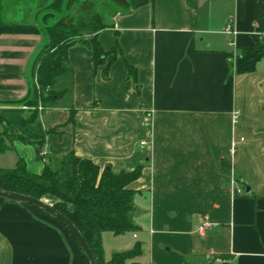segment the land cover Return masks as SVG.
Segmentation results:
<instances>
[{
	"label": "crops",
	"instance_id": "crops-1",
	"mask_svg": "<svg viewBox=\"0 0 264 264\" xmlns=\"http://www.w3.org/2000/svg\"><path fill=\"white\" fill-rule=\"evenodd\" d=\"M227 21L238 32L232 37L223 33ZM257 32L264 34V0H128L97 34L104 51L117 46L118 53L94 66L77 38L67 50L70 88L45 108L14 103L37 86L43 36L0 33V131L43 135L40 152L19 141L0 152V167L21 157L38 173L43 155L71 150L114 173L141 166L128 186L138 230L103 232L105 260L139 243L140 255L127 264H264V38ZM203 221L209 227L201 233ZM0 264L85 260L58 220L0 198Z\"/></svg>",
	"mask_w": 264,
	"mask_h": 264
},
{
	"label": "trees",
	"instance_id": "trees-1",
	"mask_svg": "<svg viewBox=\"0 0 264 264\" xmlns=\"http://www.w3.org/2000/svg\"><path fill=\"white\" fill-rule=\"evenodd\" d=\"M102 4L106 7L104 3ZM48 9L49 12L41 15L39 23L45 24V28L53 35H58L57 33L64 28L74 33L75 30L85 26L90 27L95 20L91 16L84 22L67 23V25L46 24L55 17L72 18L71 14H64L63 0H53ZM127 9L128 2L124 11ZM81 13L83 12L80 11L77 15L80 17ZM107 26L109 25L104 24L99 27L89 39L77 37L92 51L94 66L103 63L104 56L109 51H104L97 40L99 30ZM8 32L37 33L35 26L15 27L0 22V33ZM77 38L61 43L38 62L35 78L37 88L42 93L39 95L42 108L51 107L58 101L59 94L53 93V89L57 88L58 92L62 93L69 90L71 67L67 50ZM116 48L117 46L113 49ZM125 65L128 75L133 76L134 68L127 62ZM44 92L46 95L43 94ZM25 101L23 99L14 103L19 104ZM5 121L0 111V125ZM13 137L14 135L9 134L6 129L0 131V152L12 149L8 143ZM36 149L40 152L38 147ZM42 160L43 166L38 173L30 171L21 157L16 159L12 167H0V189L36 199L52 197L54 199L52 206L80 232L94 256L95 264H127L128 261L140 255L141 246L137 243L130 250L113 252L111 257L105 260L101 235L103 232L122 234L138 230L133 221L132 201L135 191L128 186L140 177L141 166H136L131 171L114 173L109 168L101 169L90 158L78 156L74 150L62 156L43 155ZM83 256L85 264H89L84 253ZM130 264L139 263L132 261Z\"/></svg>",
	"mask_w": 264,
	"mask_h": 264
},
{
	"label": "rangeland",
	"instance_id": "rangeland-1",
	"mask_svg": "<svg viewBox=\"0 0 264 264\" xmlns=\"http://www.w3.org/2000/svg\"><path fill=\"white\" fill-rule=\"evenodd\" d=\"M95 2L94 4L92 3ZM84 3L83 5L79 6V12L81 13V16L79 17L75 13L71 14L73 20H70L69 18H59L55 17L52 20H50L46 24H57V25H67V23H73V22H84L85 20H88L91 16L94 17V22H92V25L90 27H84L80 28L78 30H75L74 33L73 31H69L68 28L62 29L58 35H53V33H50L49 30L45 28V24L43 25L42 23H38L35 26L36 27V32L41 34L43 36L42 44L40 45V48L38 49V55H37V62L36 64L40 61L41 58L44 56L50 54L57 46H59L63 42H69L71 40H74L77 37L80 38H91L97 29L101 27L104 24L110 25L111 24V19L113 15L120 11L123 12L127 8V4H121L120 0H110V4L107 3L105 4L106 7L103 6V2H97L96 0H92ZM104 1V0H103ZM85 9V10H84ZM84 10V11H83ZM5 11V10H4ZM78 11V10H77ZM111 53L117 54L116 49H111L108 51V53L105 54L104 59L110 55ZM53 93L59 94L58 96H61L62 92H58V89L55 88L52 90ZM36 94V95H35ZM42 93L40 90L37 88V86H34L32 90H30V93L26 96L25 100L30 102L33 106H38L40 105V97ZM44 95L45 92L43 93ZM15 141L19 142H24V143H31L34 145L36 148L38 147L40 149V145L42 143V136L41 135H32L28 134L25 131H22V134H14L13 139L10 141L9 146H12ZM10 155L8 153H5L4 155H1V158H8ZM1 165V164H0ZM3 165H8V164H3ZM2 167H12L11 166H2ZM43 201L45 198H43ZM110 234V233H108ZM111 236V235H108ZM105 240V239H104ZM103 250L109 251L110 245L109 242L104 241ZM109 255V254H108Z\"/></svg>",
	"mask_w": 264,
	"mask_h": 264
},
{
	"label": "flooded vegetation",
	"instance_id": "flooded-vegetation-1",
	"mask_svg": "<svg viewBox=\"0 0 264 264\" xmlns=\"http://www.w3.org/2000/svg\"><path fill=\"white\" fill-rule=\"evenodd\" d=\"M47 0H0V22L13 26H36L37 22L41 21V15L49 12L48 6L53 0L47 4ZM92 0H63L64 14L69 15L79 13V6ZM102 1L105 4L110 0H96ZM121 4H127L128 0H120ZM94 4L95 2L92 1ZM5 10V11H4ZM78 10V11H77ZM76 14V15H77ZM61 18V17H60ZM64 18V17H62Z\"/></svg>",
	"mask_w": 264,
	"mask_h": 264
},
{
	"label": "water",
	"instance_id": "water-1",
	"mask_svg": "<svg viewBox=\"0 0 264 264\" xmlns=\"http://www.w3.org/2000/svg\"><path fill=\"white\" fill-rule=\"evenodd\" d=\"M0 198L7 200V201L31 205L37 209L44 211L45 213L49 214L50 216L58 220L69 230L72 236L79 243L83 253L89 260V264H95L94 256L91 253L88 245L86 244L80 232L66 217H64L60 212L55 210L52 205L47 204L42 199H36V198L30 197L24 194H17V193L9 192V191L2 190V189H0Z\"/></svg>",
	"mask_w": 264,
	"mask_h": 264
},
{
	"label": "built area",
	"instance_id": "built-area-1",
	"mask_svg": "<svg viewBox=\"0 0 264 264\" xmlns=\"http://www.w3.org/2000/svg\"><path fill=\"white\" fill-rule=\"evenodd\" d=\"M223 33L226 35V36H234V35H236L238 32H237V30L234 28V26H233V23H232V21H227L226 23H225V25H224V27H223ZM256 36H257V38L258 39H260V40H262L263 38H264V34L263 33H259V32H257L256 33ZM229 43H230V40H229ZM236 120V116H235V114H234V121ZM209 227V223L208 222H206V221H203L202 223H201V225L199 226V228H198V230L201 232V233H203L205 230H206V228H208Z\"/></svg>",
	"mask_w": 264,
	"mask_h": 264
}]
</instances>
